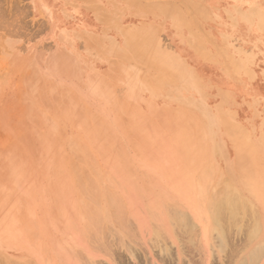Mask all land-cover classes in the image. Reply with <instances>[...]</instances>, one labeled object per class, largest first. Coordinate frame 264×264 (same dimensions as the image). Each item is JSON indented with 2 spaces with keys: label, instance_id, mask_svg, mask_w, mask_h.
<instances>
[{
  "label": "rangeland",
  "instance_id": "1",
  "mask_svg": "<svg viewBox=\"0 0 264 264\" xmlns=\"http://www.w3.org/2000/svg\"><path fill=\"white\" fill-rule=\"evenodd\" d=\"M76 263L264 264V0H0V264Z\"/></svg>",
  "mask_w": 264,
  "mask_h": 264
},
{
  "label": "bare ground",
  "instance_id": "2",
  "mask_svg": "<svg viewBox=\"0 0 264 264\" xmlns=\"http://www.w3.org/2000/svg\"><path fill=\"white\" fill-rule=\"evenodd\" d=\"M84 148H85V147H84ZM76 167H77V166H76ZM76 167H75V168H76ZM211 168H212V167H211ZM95 173H96V172H95ZM220 173H221V172H220ZM208 182H209V181H208ZM117 183H118V182H117ZM204 183H205V182H204ZM204 183H202V184H204ZM206 183H207V182H206ZM206 183H205V184H206ZM218 183H219V181H218ZM227 183H228V182H226V185H227ZM90 184H91V183H90ZM92 185H93V184H92ZM109 185H110V184H109ZM253 185H254V184H253ZM93 186H94V185H93ZM253 187H255V186H253ZM185 188H186V187H185ZM204 188H205V187H204ZM223 188H224V187H223ZM260 188H262V187H260ZM221 189H222V188H221ZM227 189H228V188H227ZM253 189H254V188H253ZM92 190H93V189H92ZM201 190H202V189H201ZM203 190H205V189H203ZM224 190H226V189H224ZM90 192H92V191H90ZM220 192H221V190H220ZM251 192H252V190H251ZM251 192H250V194H251ZM92 193H93V192H92ZM203 193H204V192H203ZM223 193H226V192H223ZM230 193H231V192H230ZM253 193H254V192H252V194H253ZM90 194H91V193H90ZM111 194H112V193H111ZM234 194H235V193H234ZM234 194H233V195H234ZM252 194H251V195H252ZM255 194H256V193H255ZM255 194H254V195H255ZM257 194H258V193H257ZM94 195H95V194H94ZM214 195H215V194H214ZM235 195H237V194H235ZM259 195H260V194H259ZM199 196H200V195H199ZM207 196H208V195H207ZM220 196H221V193H220ZM227 196H228V195H227ZM227 196H226V197H227ZM237 196H238V195H237ZM93 197H94V196H93ZM205 197H206V196H205ZM215 197H216V196H214V198H215ZM221 197H222V196H221ZM255 197H256V196H255ZM223 198H224V197H223ZM91 199H92V198H91ZM216 199H217V198H216ZM221 199H222V198H221ZM108 200H109V199H108ZM236 200H238V199H236ZM206 201H207V200H206ZM230 201H232V200H230ZM96 202H97V200H96ZM94 203H95V201H94ZM112 203H113V202H112ZM211 203H212V202H211ZM230 203H231V202H230ZM81 204H83V203H81ZM96 204H97V203H96ZM96 204H95V205H96ZM162 204H163V203H162ZM206 204H207V203H206ZM231 204H232V203H231ZM213 205L215 206L214 203L212 204V206H213ZM216 205H217V204H216ZM232 205H233V204H232ZM96 206H97V205H96ZM110 206H112V205H110ZM114 206H116V205H114ZM196 206H197V205H196ZM210 206H211V205H210ZM97 207H98V206H97ZM184 207H185V206H184ZM216 207H218V206H216ZM216 207H215V209H216ZM228 207H229V206H228ZM200 208H201V207L199 206V209H200ZM206 208H208V205L206 206ZM211 208H212V207H211ZM211 208H209V209H211ZM218 208H219V207H218ZM218 208H217V210H219ZM182 209H183V208H182ZM99 210H100V209H99ZM99 210H98V211H99ZM117 210H118V209H117ZM117 210H116V211H117ZM95 211L97 212V209H96ZM212 211H213V210H212ZM91 212H92V211H91ZM199 212H200V211H199ZM208 212H209V211H208ZM210 212H211V211H210ZM210 212H209V213H210ZM236 212H237V211H236ZM236 212H235V213H236ZM239 212H240V209H239ZM99 213H100V212H99ZM200 213H201V212H200ZM213 213H214V212H213ZM226 213H227V212H226ZM235 213H234V214H235ZM217 214H219V213H217ZM94 215H95V214H94ZM100 215H101V213H100ZM152 215H153V214H152ZM185 215H186V214H185ZM191 215H192V213H191ZM226 215H227V214H226ZM232 215H233V214H232ZM235 215H236V214H235ZM97 216H99V215H97ZM97 216H96V217H97ZM115 216H116V215H115ZM219 216H220V215H219ZM92 217H93V216H92ZM100 217H101V216H100ZM100 217H99V218H100ZM120 217H121V216H120ZM153 217H154V216H153ZM155 217H156V216H155ZM209 217H211V215H210ZM213 217H214V216H213ZM213 217H212V218H213ZM221 217H222V216H221ZM231 217H232V216H231ZM99 218H98V219H99ZM233 218H234V216H233ZM31 219H32V218H31ZM93 219H94V218H93ZM156 219H157V217H156ZM219 219H220V218H219ZM90 220H91V219H90ZM99 220H100V219H99ZM116 220H117V219H116ZM120 220H121V218H120ZM153 220H154V219H153ZM159 220H160V219H159ZM214 220H215V219H214ZM219 221H220V220H219ZM233 221H234V220H233ZM29 222H30V219H29ZM33 222H34V221H33ZM93 222H94V221H93ZM93 222H92V224H93ZM100 222H101V221H100ZM100 222H97V224L100 223ZM116 222H117V221H116ZM116 222H115V223H116ZM154 222H155V220H154ZM214 222H215V221H214ZM220 223H221V221H220ZM222 223H223V222H222ZM92 224H91V225H92ZM95 225H96V224H95ZM99 225H100V224H99ZM191 226H192V225H191ZM93 227H94V226H93ZM97 227H98V225H97ZM120 227H121V226H120ZM221 227H222V226H220V228H221ZM230 227H231V226H230ZM68 229H69V228H68ZM222 229H223V228H222ZM91 230H92V229H91ZM97 230H98V229H97ZM159 230H160V229H159ZM186 230H187V229H186ZM213 231H214V230H213ZM223 231H224V230H223ZM99 232H100V231H99ZM127 232H128V231H127ZM197 232H198V231H197ZM89 233H90V232H89ZM97 233H98V232H97ZM128 233H129V232H128ZM160 233H161V232H160ZM98 234H99V233H98ZM225 234H226V233H225ZM37 235H38V234H37ZM92 235H93V234H92ZM94 235H95V234H94ZM94 235H93V236H94ZM99 236H100V234H99ZM132 236H134V235H132ZM91 237H92V236H91ZM104 238H105V237H104ZM132 238H134V237H132ZM138 238H139V237H138ZM100 240H101V239H100ZM164 241H166V239H164ZM168 241H169V238H168ZM103 242H104V241H103ZM111 242H113V241H111ZM166 242H167V241H166ZM91 243H93V242H91ZM96 244H97V243H96ZM100 244H101V243H100ZM108 244H109V243H108ZM111 244H112V243H111ZM142 244H143V243H142ZM97 246H98V245H97ZM142 246H143V245H142ZM42 247H43V246H42ZM91 247H92V246H91ZM108 247H109V246H108ZM141 249H142V248H141ZM60 250L62 251L63 249H60ZM70 250H71V249H70ZM142 250H143V249H142ZM163 250H164V249H163ZM168 250H169V249H168ZM63 252H65V250H64ZM65 253H66V252H65ZM115 253H116V252H115ZM117 255H118V254H117ZM47 257H48V254H47ZM75 257H76V256H75ZM110 257H111V256H110ZM132 257H133V256H132ZM113 258H114V257H113ZM68 259H69V258H68ZM120 259H121V258H120ZM123 260H124V259H123ZM92 262H93V261H92ZM124 262H125V261H124ZM76 264H77V263H76ZM87 264H88V263H87Z\"/></svg>",
  "mask_w": 264,
  "mask_h": 264
}]
</instances>
